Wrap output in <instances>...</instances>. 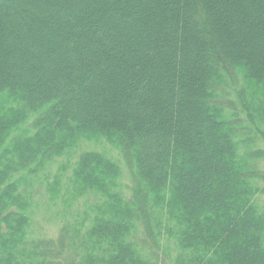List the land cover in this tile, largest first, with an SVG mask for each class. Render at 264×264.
<instances>
[{"label": "trees", "instance_id": "1", "mask_svg": "<svg viewBox=\"0 0 264 264\" xmlns=\"http://www.w3.org/2000/svg\"><path fill=\"white\" fill-rule=\"evenodd\" d=\"M262 144L264 0H0V264H264Z\"/></svg>", "mask_w": 264, "mask_h": 264}, {"label": "rangeland", "instance_id": "2", "mask_svg": "<svg viewBox=\"0 0 264 264\" xmlns=\"http://www.w3.org/2000/svg\"><path fill=\"white\" fill-rule=\"evenodd\" d=\"M261 148L264 150V144L261 145ZM97 149L104 150L108 155L112 156L114 159L118 160L117 153L111 150L107 145H98ZM264 169V165L262 167ZM50 178L49 181H52V176L56 173V166H52L50 169ZM47 176H49L46 173ZM124 188L123 192L125 195H128L127 187H129V180L126 176L122 182ZM46 183L41 185V188L38 187L37 195H35L34 207L32 209V227L31 232L34 236L44 235L47 237L56 236L58 229L61 225V218L57 217V212L61 209V204L57 206L49 204L47 200V194L45 191Z\"/></svg>", "mask_w": 264, "mask_h": 264}]
</instances>
